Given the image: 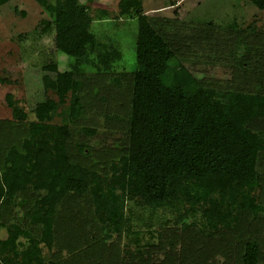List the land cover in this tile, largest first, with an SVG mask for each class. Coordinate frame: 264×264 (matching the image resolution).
<instances>
[{
    "label": "trees",
    "instance_id": "obj_1",
    "mask_svg": "<svg viewBox=\"0 0 264 264\" xmlns=\"http://www.w3.org/2000/svg\"><path fill=\"white\" fill-rule=\"evenodd\" d=\"M33 1L52 18L54 50L77 60L93 51L98 72L112 73L120 51L97 43L80 0ZM250 3L264 10V0ZM118 11L138 18L129 83L113 80L110 92L86 108L78 67L60 72L51 60L42 65L41 82L46 91L71 94L64 122H44L58 111L47 98L36 103V120L29 124L18 108L14 122L0 121V228L7 230L0 238V264H121L108 242L123 233L138 245L140 235L130 208L125 215L128 204L183 211L174 226L145 223L141 234L157 241L137 253L144 264H217L220 257V264H264V136L250 127L264 119L253 60L264 34L242 26L230 29V41H224L223 32L207 24L195 26L187 38L156 30L141 0H120ZM186 60L191 66L228 65L227 91L216 80L196 77ZM106 109L115 115L104 119V127L126 132L124 147L114 159L108 156L113 151L86 156L73 145L72 126L88 117L92 136ZM15 207L26 213L32 234L3 221ZM88 221L95 239L85 232Z\"/></svg>",
    "mask_w": 264,
    "mask_h": 264
},
{
    "label": "rangeland",
    "instance_id": "obj_2",
    "mask_svg": "<svg viewBox=\"0 0 264 264\" xmlns=\"http://www.w3.org/2000/svg\"><path fill=\"white\" fill-rule=\"evenodd\" d=\"M119 1L80 0L86 6L87 14L92 20L90 32L95 36L97 43L115 48L121 54V58L113 63L112 73L104 76L98 72L95 52L89 50L83 58L77 60L54 50L52 18L33 0H0V121L14 122L13 109L18 108L20 115L25 118V123L29 124L36 120L33 113L36 103L47 98L57 104L58 111L52 116L45 117L44 122L55 125L64 122L71 105V94L64 89L46 91L41 82L45 74L42 72V65L51 60L56 61L60 72L72 71L74 67H78L77 79L84 82L79 96L86 108H88L87 105L92 107L95 102L99 103L100 98L106 96L107 91L110 92L113 80L118 79L122 86L129 83L130 79L126 76L135 69L134 47L138 18L133 15L121 16L118 11ZM141 1L143 11L150 18L153 27L164 34L165 31L180 32L188 36L195 26L207 24L217 26L223 32L224 41H230L226 38L230 29L242 26L254 28L255 33L259 35L264 34V10L255 8L250 0ZM256 50L257 54H254L253 60H257V83L254 89L257 93L264 94V42L260 43ZM236 54L240 62L244 51L236 52ZM188 57L192 59V56ZM224 57L225 63H231V56L224 55ZM184 63L196 77L213 79L224 86L223 89L226 90L223 93L229 88L227 82H230L232 74L228 65L216 63L210 68L204 62H198L193 66L188 60ZM114 115L107 109L100 112L101 118L97 119V128L92 136L86 132L92 126L88 117L73 125V145L82 148L84 154L89 157L113 151L116 154L108 156L111 159L118 158L117 150L123 149L122 137L126 132H117L104 127V119ZM250 127L254 132L264 136V119L256 120ZM107 166L103 163L102 173L106 172ZM126 208V216L129 208L131 209L130 219L134 231H140L138 245L135 243V237L125 236L126 234L123 233L114 235L108 243L114 244L121 264H144V257H138L137 253H141L147 244L157 241L156 235H150L147 232L141 234V231L146 229L145 223H153V225L168 223V226H174V221L179 219L183 211L182 209L151 211L147 207L140 210V207L129 204ZM25 215L22 208L15 207L12 212L4 215L3 221L6 220L9 224L19 223L22 228L31 233L32 227L25 221L27 218ZM182 222L190 223L191 219L183 218ZM86 224L85 232L87 231L88 236L95 239L94 224L89 221ZM6 237L7 230L0 228V238ZM20 242L26 244L22 238ZM41 248L46 254L47 249L44 245H41ZM136 248L142 249L136 250ZM222 260L223 257L217 258L216 263L220 264Z\"/></svg>",
    "mask_w": 264,
    "mask_h": 264
},
{
    "label": "crops",
    "instance_id": "obj_3",
    "mask_svg": "<svg viewBox=\"0 0 264 264\" xmlns=\"http://www.w3.org/2000/svg\"><path fill=\"white\" fill-rule=\"evenodd\" d=\"M179 1V0H178ZM182 0H180V2H181Z\"/></svg>",
    "mask_w": 264,
    "mask_h": 264
}]
</instances>
